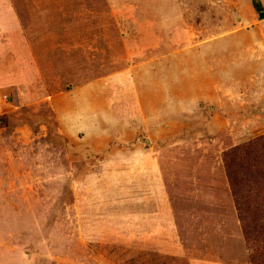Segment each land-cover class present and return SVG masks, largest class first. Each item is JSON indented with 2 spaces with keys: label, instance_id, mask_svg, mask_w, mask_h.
I'll use <instances>...</instances> for the list:
<instances>
[{
  "label": "rangeland",
  "instance_id": "obj_1",
  "mask_svg": "<svg viewBox=\"0 0 264 264\" xmlns=\"http://www.w3.org/2000/svg\"><path fill=\"white\" fill-rule=\"evenodd\" d=\"M4 115L0 264H253L222 161L264 135L253 0H0Z\"/></svg>",
  "mask_w": 264,
  "mask_h": 264
},
{
  "label": "trees",
  "instance_id": "obj_2",
  "mask_svg": "<svg viewBox=\"0 0 264 264\" xmlns=\"http://www.w3.org/2000/svg\"><path fill=\"white\" fill-rule=\"evenodd\" d=\"M253 5L259 12L264 9L261 0H253ZM128 63L126 60L97 66L82 81ZM10 120V115L0 117V126L9 127ZM222 161L243 234L251 249L250 259L253 264H264V135L224 150Z\"/></svg>",
  "mask_w": 264,
  "mask_h": 264
},
{
  "label": "water",
  "instance_id": "obj_3",
  "mask_svg": "<svg viewBox=\"0 0 264 264\" xmlns=\"http://www.w3.org/2000/svg\"><path fill=\"white\" fill-rule=\"evenodd\" d=\"M260 16L261 17H264V12H260Z\"/></svg>",
  "mask_w": 264,
  "mask_h": 264
}]
</instances>
